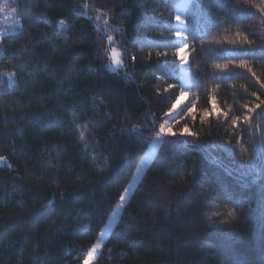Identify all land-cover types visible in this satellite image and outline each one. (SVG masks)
Masks as SVG:
<instances>
[{"label":"trees","instance_id":"1","mask_svg":"<svg viewBox=\"0 0 264 264\" xmlns=\"http://www.w3.org/2000/svg\"><path fill=\"white\" fill-rule=\"evenodd\" d=\"M179 3L0 0V264H85L118 211L93 264H264V12L187 1L175 110Z\"/></svg>","mask_w":264,"mask_h":264},{"label":"rangeland","instance_id":"2","mask_svg":"<svg viewBox=\"0 0 264 264\" xmlns=\"http://www.w3.org/2000/svg\"><path fill=\"white\" fill-rule=\"evenodd\" d=\"M188 0H186V3H187ZM186 3L184 4H181L179 3L176 7V11H178V14H177V17L180 18L179 21H177V32H180L181 33V36L180 37H177L179 40V47H182L184 44H187V36H186V26H185V22H184V15L182 14V12L185 11V5ZM177 36V35H176ZM188 45V44H187ZM113 50H115V53H113ZM112 50V54H113V61H114V68H120L121 67V61L119 60L120 59V50L118 48H114ZM189 58V57H188ZM181 68H182V72L184 74V78H183V92L186 93V95L184 97H180L179 99V103H176L177 107L175 108V110L179 109L186 101L188 95L190 94V79H189V76H190V71H189V63H184V62H181ZM154 145H156V142L154 143ZM149 155L148 157H146V160L144 161V163L142 164V168H141V171L144 170L146 164H147V159H149ZM6 163V159L5 158H1L0 157V165H4ZM118 212H116V214L113 215L111 221H110V224L108 225V227L106 228L102 238L100 239V241L97 243L100 245V248L97 249L96 253L93 254V257L91 259H87L88 261V264H93L97 255L99 254L103 244H104V241L107 237V235L109 234L110 230L112 229V227L114 226L117 218H118Z\"/></svg>","mask_w":264,"mask_h":264},{"label":"snow or ice","instance_id":"3","mask_svg":"<svg viewBox=\"0 0 264 264\" xmlns=\"http://www.w3.org/2000/svg\"><path fill=\"white\" fill-rule=\"evenodd\" d=\"M244 3L248 4L251 7L257 8L259 11L264 12V6H258L256 4H254L252 2V0H244ZM3 7L4 6H0V11L3 10ZM176 20L179 21L180 18L179 17H176ZM60 23L63 24V21H61ZM176 35H177V37H180L181 36V33L180 32H177ZM237 35H239V33ZM108 39L111 40L112 37L109 36ZM242 39H244V38L242 37ZM231 43H236V41L233 40V41H231ZM113 53H115V50H113ZM174 55L177 56L181 62L187 63L188 62V45L187 44H184L182 47H178L176 49ZM217 67H220V66L217 65ZM239 67L240 68H245L246 65H245L244 62H241L240 65H239ZM185 95H186V93H184V92H181L180 93V97L181 98L184 97ZM253 95H255V94L253 93ZM210 100L212 102L211 113H215L217 116L223 115L225 118H227L228 114L226 112H223V110L218 107V105L216 103V100H215V97H210ZM177 103H179V98H178ZM176 107H177V105H173V108H176ZM245 107L248 108V111L254 112L257 108H260V104H255V105H253L251 107H248V106H245ZM191 111L194 112L195 109H192ZM211 113H209V115H211ZM249 119H250V117H247V116L245 117V120H249ZM238 123H239L238 120H233V124L234 125L235 124H238ZM161 130L164 131V126L163 125L161 126ZM169 134L176 135L175 132H170ZM184 134H188V135H192V136H195L196 135V133L190 132L187 129H185L184 132L181 133V135H184ZM80 135H81V138H83L84 132H81ZM124 199H125V197L123 195L120 196V200L121 201H124ZM98 248H100V245L99 244H96V245H94L91 248V250L88 253L89 259H91L93 257V254L96 253V251H97ZM85 264H88V261L87 260L85 261Z\"/></svg>","mask_w":264,"mask_h":264},{"label":"clouds","instance_id":"4","mask_svg":"<svg viewBox=\"0 0 264 264\" xmlns=\"http://www.w3.org/2000/svg\"><path fill=\"white\" fill-rule=\"evenodd\" d=\"M208 190H212L211 185ZM205 203L213 204L215 201L214 199H209L205 201ZM243 210V207H238L232 204H224L223 211L211 212L207 215V219L211 222L213 227H224L239 221L240 213Z\"/></svg>","mask_w":264,"mask_h":264},{"label":"built area","instance_id":"5","mask_svg":"<svg viewBox=\"0 0 264 264\" xmlns=\"http://www.w3.org/2000/svg\"><path fill=\"white\" fill-rule=\"evenodd\" d=\"M14 14L9 13L5 8L0 11V40L7 36L15 27V22L13 20Z\"/></svg>","mask_w":264,"mask_h":264},{"label":"bare ground","instance_id":"6","mask_svg":"<svg viewBox=\"0 0 264 264\" xmlns=\"http://www.w3.org/2000/svg\"><path fill=\"white\" fill-rule=\"evenodd\" d=\"M2 3H3V2H1V4H2ZM4 4H5V3H4ZM4 4H3V5H4ZM5 8H6V7H5ZM16 23H17V22H16ZM16 23H15V25H16ZM15 27H16V26H15ZM16 29H17V28H16ZM13 31H14V30H12L9 34H11ZM9 34H8V35H9ZM8 35H7V36H8ZM1 41H2V40H1Z\"/></svg>","mask_w":264,"mask_h":264}]
</instances>
